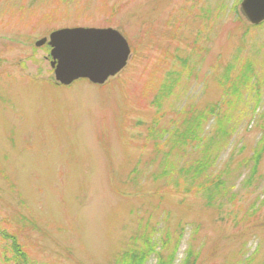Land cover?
I'll return each mask as SVG.
<instances>
[{
    "label": "rangeland",
    "instance_id": "obj_1",
    "mask_svg": "<svg viewBox=\"0 0 264 264\" xmlns=\"http://www.w3.org/2000/svg\"><path fill=\"white\" fill-rule=\"evenodd\" d=\"M240 2L0 0V264L20 262L13 239L28 264H264V22ZM72 28L118 31L126 67L48 85L35 43Z\"/></svg>",
    "mask_w": 264,
    "mask_h": 264
},
{
    "label": "water",
    "instance_id": "obj_2",
    "mask_svg": "<svg viewBox=\"0 0 264 264\" xmlns=\"http://www.w3.org/2000/svg\"><path fill=\"white\" fill-rule=\"evenodd\" d=\"M239 15L251 26L264 22V0H242ZM50 48V67L56 83L69 86L78 80L104 84L127 65L130 49L113 29L72 28L50 33L35 43Z\"/></svg>",
    "mask_w": 264,
    "mask_h": 264
},
{
    "label": "trees",
    "instance_id": "obj_3",
    "mask_svg": "<svg viewBox=\"0 0 264 264\" xmlns=\"http://www.w3.org/2000/svg\"><path fill=\"white\" fill-rule=\"evenodd\" d=\"M36 3H34V4H36ZM233 9H234V12L236 14V18H239L240 16H238L237 12H236L237 7L235 6ZM10 12H12V11H10ZM249 28H254V27L250 26ZM246 30H249V29H246ZM229 71H230L229 69L226 70L227 75H229ZM251 76H252V70L250 68V65H247L245 67V70L243 72H241L239 76L235 77L232 83H230V86H229V88L227 89V91L225 93V96L227 98H230V100L228 102L229 106H231L233 108H235V106H237V108H239L241 106L240 102L242 101V96H241V93H240V89L241 88H247V89L251 88L250 87ZM52 81H54V80L52 79L51 82L48 85H50L51 87H54V88H56V87L58 88V85L55 82H52ZM223 81L224 82H230V79H229V77L225 76V77H223ZM258 90L259 89L253 90V93H255ZM259 102H260V100L255 99V104L256 105H258ZM211 108H210L209 113L214 114L216 111H211ZM240 118H242V115L236 116V117L230 116V120L231 121L229 123L226 120L222 119V118L219 119V120L217 119V134L220 136L221 140L223 138L227 139L229 137L228 131L226 130V127H224V126L230 125L233 121H237L238 122V120ZM41 127H54V125L52 124L51 121H49V122H46V124L41 126ZM191 127H193V126H191ZM194 127H197V126H194ZM197 128H199V127H197ZM200 129L201 128H199L198 131ZM192 130L193 129H191L189 131V133L192 132ZM235 130H236V127H231V132L232 133ZM198 131H197V137H198ZM192 134H194V131L192 132ZM263 151H264V144H263L262 147L257 149L256 152H254V155L252 157L254 159L253 160L254 161L253 168L257 167V165H258V163H259V161L261 159V154H262ZM217 152H218V148H217ZM253 173H254V171H253ZM222 185H223V183H221L220 178L217 179V191L222 188ZM3 237L4 238H8V237H11V236H6L4 234ZM12 238H14V237H12ZM151 241H152V239L151 238H147V237L143 241V245L146 246L150 250H151V245H150ZM12 249H13V251L16 254V258H18L20 260L19 263L16 262L17 264H28L25 252L23 250H21V247L19 246V244L14 239H13V242H12ZM5 260H6V258H5ZM119 264H144V256L141 255L140 257H136L133 252H130L129 254L125 255V257L123 258V260Z\"/></svg>",
    "mask_w": 264,
    "mask_h": 264
}]
</instances>
